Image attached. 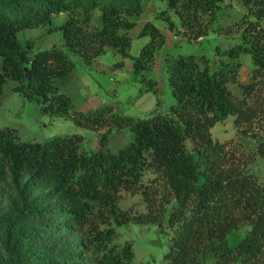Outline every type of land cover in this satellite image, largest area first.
<instances>
[{"label": "trees", "instance_id": "trees-1", "mask_svg": "<svg viewBox=\"0 0 264 264\" xmlns=\"http://www.w3.org/2000/svg\"><path fill=\"white\" fill-rule=\"evenodd\" d=\"M152 0H0V104L5 84L42 104L56 116L81 126L109 128L102 145L88 149L80 134L22 140L14 127L0 126V264H138L130 241L116 242L118 229L154 222L173 230L166 264H264V184L246 170L227 142L212 135L218 122L235 116L237 126L264 123V0H242L247 8L240 41L223 49L214 68L210 58L179 54L170 62L169 81L176 103L171 114L134 116L114 107L75 110L61 91L75 69L68 52L53 46L32 53L19 32L52 24L66 47L91 64L111 47L132 56L134 29ZM158 17L176 28L171 11L191 36L207 35L224 0H161ZM98 11V17L96 13ZM253 17V18H251ZM140 35L149 41L133 56L136 76H147L167 36L153 21ZM253 61L251 78L238 82L242 55ZM118 67L124 65L117 62ZM113 127L129 128V143L112 151ZM264 154V139H259ZM153 177L145 179L146 175ZM140 193L147 211L133 214L121 205L123 193ZM243 223L251 229L231 246L229 235Z\"/></svg>", "mask_w": 264, "mask_h": 264}, {"label": "rangeland", "instance_id": "rangeland-1", "mask_svg": "<svg viewBox=\"0 0 264 264\" xmlns=\"http://www.w3.org/2000/svg\"><path fill=\"white\" fill-rule=\"evenodd\" d=\"M167 8V3L152 0L141 15L137 26L130 31L132 36V56L123 58L121 54L109 48L107 53L98 56L93 63H87L81 55L70 51L64 42L62 30L57 28L66 19V14L55 15L52 24L36 28H27L19 32V39L25 44L31 41L32 53L41 49L59 46L65 49L75 62L71 80L61 86V91L72 97L75 110L90 111L106 105L114 107V111L134 116H149L153 113L171 114V106L176 103L169 81L170 62L179 54L195 53L210 58L212 68L220 62L217 48H229L240 41L245 27L243 21L247 8L242 0H224L218 13V19L204 36L194 37L184 31L179 16L171 11L176 28L171 29L168 22L158 17ZM98 17V11L96 13ZM253 18V17H251ZM153 21L167 36V42L158 50L156 61L147 76L155 81L153 90H149L142 76H136L133 68V56L138 55L142 47L149 41L148 35H140L144 24ZM244 65L238 82L230 87L241 97L244 95L241 82L251 78L253 61L250 55L241 57ZM124 65L118 67L117 62ZM16 82L9 79L5 84L2 103L0 104V126L16 129L22 140L43 141L56 135L80 134L84 136V145L88 149H96L102 145V136L107 128H90L78 125L73 118L56 116L42 109V104L14 90ZM260 99H264V81L258 91ZM233 114L218 122L211 128L212 135L221 142H227L237 159L241 160L246 170L256 175L264 184V154L258 149L259 139H264V123L256 121L253 127L237 126ZM107 147L118 151L130 142L132 131L129 128L113 127ZM153 177L146 175L145 179ZM121 205L133 214L147 211V203L142 194L123 193ZM251 225L243 223L229 235L231 246L236 244L249 232ZM173 234L168 225L162 228L159 224L132 222L118 229L116 242L122 244L130 241L135 251L138 264H166L165 253L170 249V238ZM211 257L201 264H214Z\"/></svg>", "mask_w": 264, "mask_h": 264}]
</instances>
